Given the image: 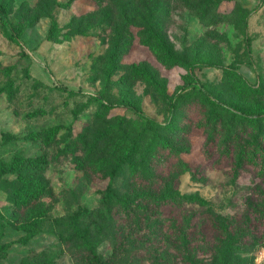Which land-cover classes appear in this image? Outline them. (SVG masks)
<instances>
[{
  "label": "rangeland",
  "instance_id": "obj_1",
  "mask_svg": "<svg viewBox=\"0 0 264 264\" xmlns=\"http://www.w3.org/2000/svg\"><path fill=\"white\" fill-rule=\"evenodd\" d=\"M218 1L200 20L197 12L205 0H195L193 9L187 0H104L101 4L93 0H0V65L4 68L0 72V157L8 162L16 155L47 160L41 177L45 194L31 207H17L12 200L15 174L0 177V264H81L65 246L54 222L78 206H96L95 189L103 188L106 181L76 169L72 153L64 148H72L76 132L100 138L116 116L132 120L126 126L129 131L135 122L143 125V118L124 106H113L96 119L95 112L104 111L95 99L98 94L112 101L127 96L146 118L164 123L169 103L181 92L188 72L179 64L162 66L138 43L153 17H163L168 38L181 59L211 60L191 72L211 96L264 110V0ZM53 20L58 36H67L60 42L46 39ZM126 20L134 42L122 53L120 63H147L157 70L166 81L165 97L141 81L106 85L105 58L117 34L127 30ZM246 36L250 50L245 47ZM226 69L243 76L249 95L236 94ZM254 117L264 133L261 115ZM179 124L182 129L172 131L175 151L169 156V171L160 160L149 163L140 158V174L118 178L122 192L152 197L132 228H140L162 252L166 251V230L199 225L203 210H208L225 226L226 235L193 240L191 249L185 248L184 239V264H222V255L225 264H264V229L241 232L236 224L241 218L246 228L250 220L264 217V176L239 158L243 146L259 138L257 131L248 128L243 133L231 109H225L208 127L195 120ZM58 125L62 128L47 141L45 131ZM66 126H73L72 133ZM206 148L211 149L208 155ZM99 149L100 156L112 154L106 143ZM183 163L188 170L182 171ZM170 192L198 195L205 207L183 200L181 207H167L161 198ZM97 252L107 264H150V254L139 247L124 249L109 240L101 242Z\"/></svg>",
  "mask_w": 264,
  "mask_h": 264
},
{
  "label": "trees",
  "instance_id": "obj_2",
  "mask_svg": "<svg viewBox=\"0 0 264 264\" xmlns=\"http://www.w3.org/2000/svg\"><path fill=\"white\" fill-rule=\"evenodd\" d=\"M93 1L101 4L104 0ZM167 1L169 2V0ZM187 1L188 7L193 9L195 0ZM218 4V0H205L202 8L197 12V17L200 20L205 19ZM4 7L3 4L2 11L5 12ZM241 16L246 18L247 10L245 8L242 9ZM127 22L126 20L125 29L127 30L125 33L117 34L113 48L105 58L106 85L110 86L115 83L119 86H125L128 82L141 81L159 96L165 97L167 95L166 81L157 70L147 63H130L127 65L120 63L122 53L128 50L134 42V35L129 30ZM56 28L57 22L53 20L46 36L47 40L60 42L67 37L64 35L60 38ZM18 32L16 31V34ZM9 36L12 41L19 43L14 33H9ZM138 43L147 47L155 60L162 66L170 68L179 64L188 68V72L184 76V84L180 87L181 92L169 103L167 118L164 123L146 118L136 101L127 96L112 101L107 100L105 95L98 94L95 99L104 108V111L95 112L96 119H99L100 115L113 106H124L142 117L143 125L141 126L140 122L134 121L136 123L135 128L129 131L126 126H129L132 120H128L126 116H116L114 122L108 125L106 132L100 138L94 139L87 136L86 133L76 132L73 135L72 148L69 149V145L64 148V151L72 153V163L76 169L85 172L87 175H96L101 180L106 181L103 188L95 189V193L99 196L96 206H78L73 212L57 217L54 222L65 246L75 260L81 264H107V259L97 252V246L104 240H109L124 249L139 247L150 254V264H184L185 248L191 249L193 247L190 245L191 241H208L205 239L212 237L216 239L226 235L225 226L208 210H203L199 225L195 222V225L191 227L188 224L185 227L180 225L175 229L166 230V251L162 249V252L158 251L159 248L155 246L154 242L149 241L144 232L139 231L140 228L139 230L132 228L133 222L147 211L146 203L152 201V197L146 195L141 198L132 197L122 192L117 184L118 178L121 174L129 176L140 174L142 172L140 158L149 163L160 160L166 164V170L169 171V156H173L175 151V144L171 139L172 131L182 129L179 124L181 120L188 124L195 120L208 127L214 120H217L225 109H231L239 129L243 133L249 128L251 131H257L259 136V138L253 137L243 146L239 158L258 175L264 176V133L260 132L258 121L254 117L256 113L261 115L262 120H264V110L252 105H244L237 100L223 101L211 96L191 76L192 70L198 64L203 63V61L206 64H211V60L208 62L201 60L202 58H196L193 61L181 59L168 38L163 17H153L147 22L143 32L138 37ZM245 47L247 50L251 49L247 36L245 37ZM3 70L4 68L0 65V72ZM120 71L122 74L117 79L112 80V77L117 76ZM224 73L236 94L240 97L250 94L241 74L232 69H226ZM38 111L44 112L41 108ZM61 128L58 125L47 129L45 131L46 140L54 139ZM66 129L70 133L74 130L73 126H66ZM149 130L152 132L148 133ZM32 134L37 136L39 133ZM101 143H106L111 149V156H100L99 147ZM210 150V148H206L205 155H208ZM163 152L165 156H162ZM186 165L183 163L182 171L188 170ZM46 167L47 160L44 156L27 158L16 155L10 162L0 157V177L9 173L16 175L11 185L10 195L17 207H31L45 194L46 183L41 181V177ZM161 199L170 208L181 207L182 200L198 204L202 208L205 207V201L198 195L181 196L176 192H170ZM236 224H238V229L241 232H246L248 229L252 231L262 230L264 229L262 228L264 227V217L250 220L247 229L242 225L241 218L236 219ZM1 233L2 225H0V236ZM184 239L188 242L185 248L181 244ZM222 260V264H225L224 255H222Z\"/></svg>",
  "mask_w": 264,
  "mask_h": 264
}]
</instances>
